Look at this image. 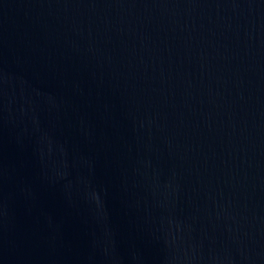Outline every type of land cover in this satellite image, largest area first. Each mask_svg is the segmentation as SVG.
Wrapping results in <instances>:
<instances>
[{"label": "water", "instance_id": "obj_1", "mask_svg": "<svg viewBox=\"0 0 264 264\" xmlns=\"http://www.w3.org/2000/svg\"><path fill=\"white\" fill-rule=\"evenodd\" d=\"M0 264H264V0H0Z\"/></svg>", "mask_w": 264, "mask_h": 264}]
</instances>
